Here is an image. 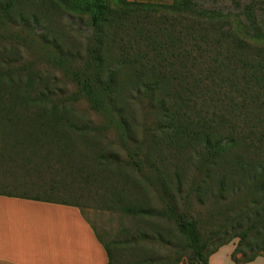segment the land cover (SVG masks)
<instances>
[{
	"label": "trees",
	"instance_id": "obj_1",
	"mask_svg": "<svg viewBox=\"0 0 264 264\" xmlns=\"http://www.w3.org/2000/svg\"><path fill=\"white\" fill-rule=\"evenodd\" d=\"M60 1L90 13L94 32L80 64L50 54L52 64L103 117V124L93 126L73 117L74 105L56 98L55 85L39 71L25 73L15 66L17 48H7L0 33V164L12 159L10 149H19L27 153L28 162L53 163L74 181L83 178L96 183L106 193L102 196L106 207L146 217L152 211L137 197H130L136 188L125 181L142 174L167 203L159 214L174 221L188 241L190 264H209L210 255L229 241L208 250L221 231L203 236L198 222L177 210L171 190L181 193L184 173L180 163L172 173L165 172L163 150L174 153L177 162L178 154L197 159L202 175L226 169L237 173L253 189L248 205L241 209L243 218L256 221L254 226L264 225V20L260 24L250 5L237 15L199 7L196 0H173L170 5L143 4L148 13L141 14L128 0H120L119 8L106 7L103 0ZM18 4L19 0H0V23L28 25L23 10L16 9ZM32 17L35 21L36 16ZM124 27L139 30L126 39L121 36L127 34ZM139 106L153 116L152 126L138 124L135 108ZM109 132L115 133L126 153L123 160L119 151L95 149ZM76 139L93 144L91 156L78 155ZM47 143L53 144L54 153L44 149ZM222 176L224 190L230 177ZM0 192L80 207L76 201ZM247 236L239 232L232 238L239 237L240 244ZM101 241L109 263L119 264L123 242ZM239 244L232 254L235 261L250 262L260 256L237 258Z\"/></svg>",
	"mask_w": 264,
	"mask_h": 264
},
{
	"label": "rangeland",
	"instance_id": "obj_2",
	"mask_svg": "<svg viewBox=\"0 0 264 264\" xmlns=\"http://www.w3.org/2000/svg\"><path fill=\"white\" fill-rule=\"evenodd\" d=\"M103 1L109 8H119L122 4L120 0ZM128 1L134 2V7L140 9L138 11H141V14L148 13L142 9L143 4L162 6L173 3V0ZM196 2L199 7L218 8L237 15L250 5L256 12L260 24L264 20V0H196ZM17 8L23 10L29 20L28 25L0 23V33L6 38L3 40L4 45L9 49L17 48L16 54L13 55L14 65L23 68L25 73H28L27 69L39 71L44 79L55 85L56 98L74 105L73 117L90 122L93 126L102 125L103 117L90 108L84 97L78 95L76 86L65 77L61 68L52 64L50 55H61L74 60V64L82 62L90 39H93L94 28L90 13L75 11L60 0H19ZM33 15L36 16V22ZM140 18L143 24V17ZM32 25L36 26V29L29 27ZM124 28L127 34L121 33V36H125L126 39L128 35L132 37L139 30ZM135 109L138 124L146 122L147 128L153 125L151 114H146L140 106ZM1 140L0 148L3 144ZM74 144L78 155H92L90 149L93 144L84 145L78 139ZM97 145L95 149L100 148L105 152L119 151L122 160L127 157L120 149L113 132L104 134ZM52 148L51 143L44 147L49 153H54L55 150ZM10 153L12 159L9 157L1 160L0 191L78 202L83 215L101 239L104 241L119 239L123 242L118 256L119 264H190L191 248L188 241L179 233L174 221L159 214L160 211L166 210L167 203L160 198L156 188L142 174L137 173V180L130 178L125 181L136 188L135 194L130 197H137L141 203L147 205L152 214L146 217L129 216L106 207L102 201V196H106V193L96 183L83 178L74 181L67 177L65 172L61 174L53 163L50 165L46 162L34 163L32 162L34 159L28 162L25 160L27 153H22L19 149H10ZM173 156L174 153L163 150L160 157L164 159L161 166L165 172L172 173L180 163V172L184 173L185 185L181 193L177 195L176 190H171L173 194L175 193L177 210L187 213L196 220L203 236L215 230L221 231L208 250L225 240L238 245L240 238H232V235L246 232L248 236L239 244L240 250L236 257L242 260L253 254L264 256L262 240L264 225L254 226L252 224L256 221L247 220L241 214V209L248 205L252 198L250 194L253 189H250L249 182L243 184L237 173L235 175L228 173L229 169L216 174L202 175L197 167V159L190 160L188 156L178 154L176 158L178 157L180 162H177ZM35 169L39 171L36 172ZM224 173L228 174L230 179L223 190L220 180ZM171 179L172 182L175 181L173 174ZM230 238L232 239L229 240ZM248 241L252 242L251 245H247Z\"/></svg>",
	"mask_w": 264,
	"mask_h": 264
},
{
	"label": "crops",
	"instance_id": "obj_3",
	"mask_svg": "<svg viewBox=\"0 0 264 264\" xmlns=\"http://www.w3.org/2000/svg\"><path fill=\"white\" fill-rule=\"evenodd\" d=\"M236 246L234 242L221 246L210 255L209 264H264L263 255L250 262L235 261ZM0 264L110 263L79 206L0 192Z\"/></svg>",
	"mask_w": 264,
	"mask_h": 264
}]
</instances>
